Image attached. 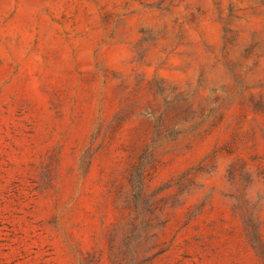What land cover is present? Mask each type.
<instances>
[{
    "label": "rangeland",
    "instance_id": "obj_1",
    "mask_svg": "<svg viewBox=\"0 0 264 264\" xmlns=\"http://www.w3.org/2000/svg\"><path fill=\"white\" fill-rule=\"evenodd\" d=\"M0 264H264V0H0Z\"/></svg>",
    "mask_w": 264,
    "mask_h": 264
}]
</instances>
